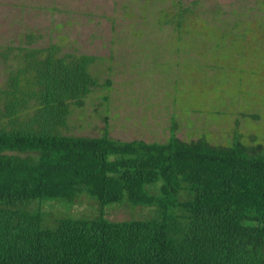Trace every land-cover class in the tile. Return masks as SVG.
<instances>
[{
  "label": "trees",
  "instance_id": "1",
  "mask_svg": "<svg viewBox=\"0 0 264 264\" xmlns=\"http://www.w3.org/2000/svg\"><path fill=\"white\" fill-rule=\"evenodd\" d=\"M25 38L0 50V264H264L263 145L71 135L97 57ZM81 194L98 215L49 225L44 203ZM114 203L149 218L109 220Z\"/></svg>",
  "mask_w": 264,
  "mask_h": 264
},
{
  "label": "rangeland",
  "instance_id": "2",
  "mask_svg": "<svg viewBox=\"0 0 264 264\" xmlns=\"http://www.w3.org/2000/svg\"><path fill=\"white\" fill-rule=\"evenodd\" d=\"M26 34L97 57L99 87L72 107L71 135L164 143L175 127L185 142L264 146V0H0V50ZM14 63L0 60V87ZM85 195L44 203L49 225L98 215ZM118 204L107 219L149 218Z\"/></svg>",
  "mask_w": 264,
  "mask_h": 264
}]
</instances>
